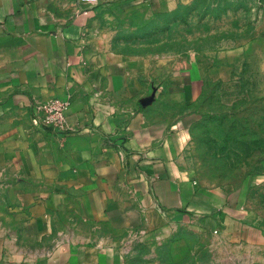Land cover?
Returning <instances> with one entry per match:
<instances>
[{"label": "crops", "instance_id": "obj_1", "mask_svg": "<svg viewBox=\"0 0 264 264\" xmlns=\"http://www.w3.org/2000/svg\"><path fill=\"white\" fill-rule=\"evenodd\" d=\"M109 2L0 0V264L148 262L184 219L238 236L230 192L187 169L186 120L150 115L148 69L108 43ZM54 98L71 131L33 126Z\"/></svg>", "mask_w": 264, "mask_h": 264}, {"label": "rangeland", "instance_id": "obj_2", "mask_svg": "<svg viewBox=\"0 0 264 264\" xmlns=\"http://www.w3.org/2000/svg\"><path fill=\"white\" fill-rule=\"evenodd\" d=\"M100 22L148 69V113L186 120L187 169L230 192L224 234L238 235L184 219L134 263L264 264V0H110Z\"/></svg>", "mask_w": 264, "mask_h": 264}, {"label": "built area", "instance_id": "obj_3", "mask_svg": "<svg viewBox=\"0 0 264 264\" xmlns=\"http://www.w3.org/2000/svg\"><path fill=\"white\" fill-rule=\"evenodd\" d=\"M84 3H97L98 0H81ZM72 106L71 100L54 98L33 106V126L52 132L71 131L67 122V111Z\"/></svg>", "mask_w": 264, "mask_h": 264}]
</instances>
